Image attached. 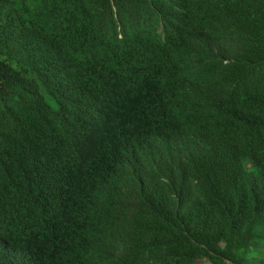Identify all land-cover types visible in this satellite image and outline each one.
Returning <instances> with one entry per match:
<instances>
[{"label":"trees","instance_id":"1","mask_svg":"<svg viewBox=\"0 0 264 264\" xmlns=\"http://www.w3.org/2000/svg\"><path fill=\"white\" fill-rule=\"evenodd\" d=\"M264 264V0H0V264Z\"/></svg>","mask_w":264,"mask_h":264},{"label":"rangeland","instance_id":"2","mask_svg":"<svg viewBox=\"0 0 264 264\" xmlns=\"http://www.w3.org/2000/svg\"><path fill=\"white\" fill-rule=\"evenodd\" d=\"M198 264H202V263H198Z\"/></svg>","mask_w":264,"mask_h":264}]
</instances>
